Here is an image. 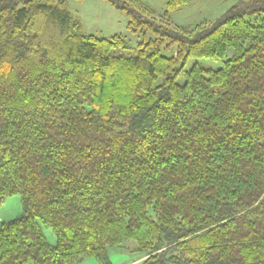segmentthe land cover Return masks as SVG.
Returning <instances> with one entry per match:
<instances>
[{"label":"trees","instance_id":"16d2710c","mask_svg":"<svg viewBox=\"0 0 264 264\" xmlns=\"http://www.w3.org/2000/svg\"><path fill=\"white\" fill-rule=\"evenodd\" d=\"M104 1L135 54L68 0H0V205L23 206L0 264H111L128 239L132 264H264V0L192 26L171 13L193 0ZM201 57L223 65L185 71Z\"/></svg>","mask_w":264,"mask_h":264},{"label":"rangeland","instance_id":"374dc122","mask_svg":"<svg viewBox=\"0 0 264 264\" xmlns=\"http://www.w3.org/2000/svg\"><path fill=\"white\" fill-rule=\"evenodd\" d=\"M153 7L157 15L164 13L167 8L166 0H145ZM241 0H193L190 4L174 10L172 22L176 26H192L204 20H216L221 17L232 5ZM249 1V0H242ZM68 9L76 15L82 22L83 33L93 34L101 37H112L121 33L126 37L127 47L117 49L118 54L133 55L138 49V43L143 39L141 34L133 33L128 28L127 15L114 8L104 0H68ZM149 36H153L152 34ZM178 45L170 49H163L162 53L167 57L177 54ZM233 51L228 52L227 57L232 55ZM199 64L205 69L217 70L223 65V59H214L208 57L191 58L185 66V71L190 70L194 65ZM186 74L183 72L178 82L184 84ZM23 206L21 196L16 195L6 198L0 205V223L10 221L21 216ZM49 241L56 243V237L52 229H45ZM1 255V252H0ZM108 255L111 264H132L139 261L142 253L138 249V243L135 239L124 241L121 246L110 247ZM79 264H101L96 258H88Z\"/></svg>","mask_w":264,"mask_h":264}]
</instances>
